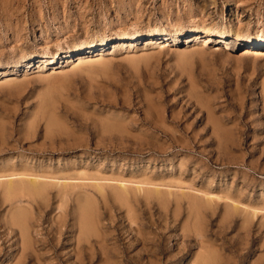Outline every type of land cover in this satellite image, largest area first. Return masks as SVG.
<instances>
[{
	"label": "rangeland",
	"instance_id": "rangeland-1",
	"mask_svg": "<svg viewBox=\"0 0 264 264\" xmlns=\"http://www.w3.org/2000/svg\"><path fill=\"white\" fill-rule=\"evenodd\" d=\"M256 39L264 0H0V264H264Z\"/></svg>",
	"mask_w": 264,
	"mask_h": 264
},
{
	"label": "bare ground",
	"instance_id": "bare-ground-1",
	"mask_svg": "<svg viewBox=\"0 0 264 264\" xmlns=\"http://www.w3.org/2000/svg\"><path fill=\"white\" fill-rule=\"evenodd\" d=\"M204 33H206L207 34V37H206V39H210L211 38V36H216V34L214 35V32L212 31V30H208V31H206V32H204ZM143 35H144V33H143ZM142 36V34H140L139 32L138 33H129V34H126V36H124L122 39L123 40H127V42L129 43V42H131V41H134V40H136V39H138L139 37H141ZM161 36H166L165 34H163L162 33V35ZM219 36V35H218ZM227 36V34H221L219 37L220 38H224V37H226ZM159 37V36H158ZM238 38H239V41H241V42H245V41H248V37H246V36H237ZM166 38V37H165ZM212 40V39H211ZM207 41V40H206ZM252 43H256V45H263L264 44V39H256V40H253V41H251V42H249L248 43V45H251ZM125 44V43H124ZM131 43H129V45H130ZM132 45V44H131ZM119 47V46H118ZM9 193L10 192H12V189H13V183L12 182H9ZM14 190V189H13ZM18 217V218H17ZM16 217V220H15V222H10L9 223V227H10V230L12 231V232H15L12 228H11V226H16V227H18L20 230H22V227H23V225H24V222H25V218H23L22 216H17ZM21 233V232H20ZM9 242V241H8ZM16 244V243H15ZM14 245V244H13Z\"/></svg>",
	"mask_w": 264,
	"mask_h": 264
}]
</instances>
